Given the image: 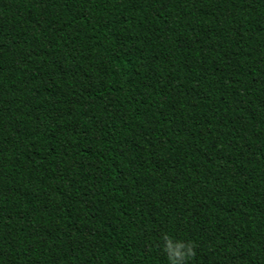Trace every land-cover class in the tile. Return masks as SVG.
<instances>
[{
  "label": "trees",
  "instance_id": "16d2710c",
  "mask_svg": "<svg viewBox=\"0 0 264 264\" xmlns=\"http://www.w3.org/2000/svg\"><path fill=\"white\" fill-rule=\"evenodd\" d=\"M173 261L264 264V0H0V264Z\"/></svg>",
  "mask_w": 264,
  "mask_h": 264
},
{
  "label": "clouds",
  "instance_id": "9594fccd",
  "mask_svg": "<svg viewBox=\"0 0 264 264\" xmlns=\"http://www.w3.org/2000/svg\"><path fill=\"white\" fill-rule=\"evenodd\" d=\"M181 247H183V245L180 244V243H177V244L175 245V249H176V251L174 252V255H175L176 257H180V256L184 255V253H181V252L179 251V249H180ZM169 248H170V249L172 248V245H171V244L169 245ZM173 264H175V261H173Z\"/></svg>",
  "mask_w": 264,
  "mask_h": 264
}]
</instances>
